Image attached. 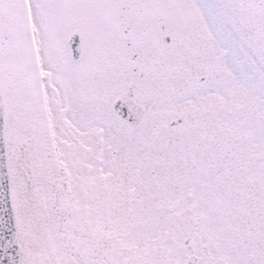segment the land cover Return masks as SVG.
<instances>
[{
	"label": "snow or ice",
	"instance_id": "snow-or-ice-1",
	"mask_svg": "<svg viewBox=\"0 0 264 264\" xmlns=\"http://www.w3.org/2000/svg\"><path fill=\"white\" fill-rule=\"evenodd\" d=\"M0 264H264V0H0Z\"/></svg>",
	"mask_w": 264,
	"mask_h": 264
}]
</instances>
